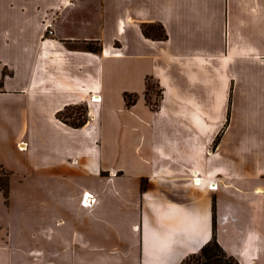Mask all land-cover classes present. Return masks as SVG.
<instances>
[{"label":"crops","instance_id":"0c3cea01","mask_svg":"<svg viewBox=\"0 0 264 264\" xmlns=\"http://www.w3.org/2000/svg\"><path fill=\"white\" fill-rule=\"evenodd\" d=\"M0 169V264H264V0H0Z\"/></svg>","mask_w":264,"mask_h":264},{"label":"trees","instance_id":"16d2710c","mask_svg":"<svg viewBox=\"0 0 264 264\" xmlns=\"http://www.w3.org/2000/svg\"><path fill=\"white\" fill-rule=\"evenodd\" d=\"M162 29L163 28L161 26H154V25L143 26L144 34L150 38L156 37L159 39H164L165 34H164ZM160 31H161V33H160ZM87 48L90 51H94V52L99 51V48H95L92 45H88ZM150 81H151V79L147 80V91L149 89ZM125 100H126L127 106H131L137 101V96L131 95V94H126ZM153 108L157 109L158 105L156 107L153 106ZM73 125L79 126V125H81V123L80 124L74 123ZM5 192H7L6 188H5ZM183 264H239V262L235 258L229 256L223 250V248L218 243L216 232H215L213 240L208 245H206L199 254L191 256Z\"/></svg>","mask_w":264,"mask_h":264},{"label":"rangeland","instance_id":"374dc122","mask_svg":"<svg viewBox=\"0 0 264 264\" xmlns=\"http://www.w3.org/2000/svg\"><path fill=\"white\" fill-rule=\"evenodd\" d=\"M161 33V31H160ZM161 90L159 88V86L154 82V81H150L149 83V89L147 91V100L150 102L149 104L154 107H156L159 104V100L161 98ZM152 106V107H153ZM66 120L69 121V123L72 124H80L83 121H85V108L84 107H79L78 109H73V110H69L66 113ZM7 173L3 172L0 169V185L1 186H5L6 187V179H7Z\"/></svg>","mask_w":264,"mask_h":264},{"label":"built area","instance_id":"2783aa9c","mask_svg":"<svg viewBox=\"0 0 264 264\" xmlns=\"http://www.w3.org/2000/svg\"><path fill=\"white\" fill-rule=\"evenodd\" d=\"M46 29H47V34L48 35H53L54 34V24H53V22L47 23ZM93 100L95 101V97L93 98ZM26 148H27V144H25V143H22L19 146V149L21 151H24ZM198 180L199 179H195L196 182H200L201 181V180H199V181ZM196 184H198V183H196ZM216 188H218V187L217 186H214V185L211 186V189H213V190L216 189ZM95 202L97 204L98 203V200H97V198L94 197V195H91L89 193H85L84 194L83 201H82V204L84 206L89 207V205H92L93 203L95 204Z\"/></svg>","mask_w":264,"mask_h":264},{"label":"bare ground","instance_id":"6f19581e","mask_svg":"<svg viewBox=\"0 0 264 264\" xmlns=\"http://www.w3.org/2000/svg\"><path fill=\"white\" fill-rule=\"evenodd\" d=\"M96 100H97V99H95V101H96ZM98 100H99V99H98ZM198 181H199V180H198ZM95 203H96V202H95ZM93 204H94V203H93ZM93 204H92V205H93ZM92 205H89V207H91Z\"/></svg>","mask_w":264,"mask_h":264}]
</instances>
